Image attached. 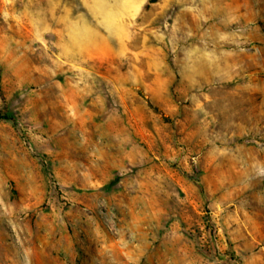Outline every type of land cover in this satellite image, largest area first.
<instances>
[{"label": "rangeland", "instance_id": "obj_1", "mask_svg": "<svg viewBox=\"0 0 264 264\" xmlns=\"http://www.w3.org/2000/svg\"><path fill=\"white\" fill-rule=\"evenodd\" d=\"M0 264H264V0H0Z\"/></svg>", "mask_w": 264, "mask_h": 264}, {"label": "trees", "instance_id": "obj_2", "mask_svg": "<svg viewBox=\"0 0 264 264\" xmlns=\"http://www.w3.org/2000/svg\"><path fill=\"white\" fill-rule=\"evenodd\" d=\"M152 2H155V1H157V0H151Z\"/></svg>", "mask_w": 264, "mask_h": 264}]
</instances>
